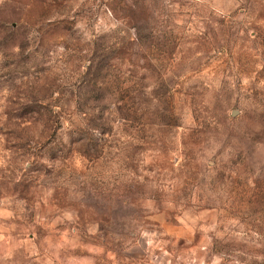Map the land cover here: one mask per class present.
<instances>
[{
	"label": "rangeland",
	"instance_id": "obj_1",
	"mask_svg": "<svg viewBox=\"0 0 264 264\" xmlns=\"http://www.w3.org/2000/svg\"><path fill=\"white\" fill-rule=\"evenodd\" d=\"M0 264H264V0H0Z\"/></svg>",
	"mask_w": 264,
	"mask_h": 264
}]
</instances>
